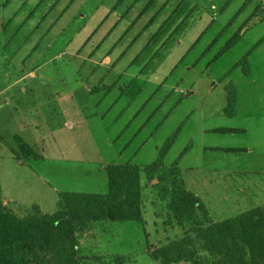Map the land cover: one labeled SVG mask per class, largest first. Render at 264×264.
<instances>
[{
	"label": "rangeland",
	"instance_id": "obj_1",
	"mask_svg": "<svg viewBox=\"0 0 264 264\" xmlns=\"http://www.w3.org/2000/svg\"><path fill=\"white\" fill-rule=\"evenodd\" d=\"M246 1L0 0L4 204L53 214L62 192L106 193L108 166L143 169L174 137L163 169L142 172L144 221L90 223L82 255L159 264L151 253L184 233L167 208L174 181L217 221L263 203L264 0Z\"/></svg>",
	"mask_w": 264,
	"mask_h": 264
},
{
	"label": "trees",
	"instance_id": "obj_2",
	"mask_svg": "<svg viewBox=\"0 0 264 264\" xmlns=\"http://www.w3.org/2000/svg\"><path fill=\"white\" fill-rule=\"evenodd\" d=\"M241 36L240 32L234 35L220 54L232 49ZM263 41L264 38L257 45ZM228 100L229 105L236 102L231 94ZM235 131L215 130L220 133ZM172 141L166 143L155 162L143 169L132 164L108 166L106 193L62 192L58 209L53 214L36 211L19 217L0 199V264H125L123 255L109 258L82 255L77 234L93 222L142 223V172L150 177L163 169V158ZM176 170L169 171L174 175ZM182 187L173 182L168 190L171 196L167 208L171 211V220L183 230V236L153 251L151 256L156 262L264 264V206L214 221L202 200Z\"/></svg>",
	"mask_w": 264,
	"mask_h": 264
},
{
	"label": "crops",
	"instance_id": "obj_3",
	"mask_svg": "<svg viewBox=\"0 0 264 264\" xmlns=\"http://www.w3.org/2000/svg\"><path fill=\"white\" fill-rule=\"evenodd\" d=\"M247 2V4H245L244 6H247L246 8L248 9V8H252L253 10H257L258 9V7H259V4H260V2H261V0H247L246 1ZM229 4V3H228ZM228 4H226V7L228 6ZM254 5V6H253ZM262 18H264V16L262 17ZM264 20V19H263ZM214 28V26H211V28L209 29V31H211L212 29ZM226 32H228V30H226V29H224L223 31H220L219 32V36L214 40L215 41V43H213V44H211L208 48H207V51H210L211 49L213 50L214 49V46L219 42L218 40H219V38H222L223 39V37L225 36L224 34L226 33ZM207 33V32H206ZM205 34V33H204ZM204 36V35H203ZM202 36V37H203ZM201 37V38H202ZM200 38V39H201ZM199 39V40H200ZM213 41V42H214ZM199 42V41H198ZM223 48V47H222ZM221 48V49H222ZM196 49V45H194L192 48H190V50H189V52L191 53V52H193L194 50ZM221 49L219 50V55H220V51H221ZM231 50V49H230ZM229 51V50H228ZM227 52V51H226ZM225 52V53H226ZM222 54H224V53H222ZM236 115H237V113H236ZM235 115V116H236ZM254 118H255V120H256V122H257V120L259 119V117L257 116H254ZM251 124V123H250ZM254 125H256L257 126V124H255V123H253L252 124V126H254ZM257 128H258V126H257ZM240 130H241V132H248L249 131V129L247 128V127H242V128H240ZM258 131V130H257ZM174 138H176V137H174ZM173 138V139H174ZM264 139V138H263ZM262 139V141L261 142H259V141H257V147H255L254 148V150H264V140ZM208 150H221V151H224V150H228L227 148L226 149H223V148H214V147H209V148H207ZM169 150V149H168ZM232 150H237V149H232ZM250 150H252V149H250ZM168 152V151H167ZM225 152H228V151H225ZM166 155H167V153H166ZM165 155V156H166ZM165 156H164V158H165ZM163 158V159H164ZM176 165H178V162H176ZM142 168V167H141ZM141 177H142V175H141ZM141 180H142V178H141ZM143 185V184H142ZM258 206H264V202L263 203H261V204H254V205H252V207L251 208H254V207H258ZM250 208V209H251ZM249 209H247V211H248ZM246 212V211H245ZM239 214H241V213H238V215ZM233 216H235V215H233ZM214 221H217V220H214Z\"/></svg>",
	"mask_w": 264,
	"mask_h": 264
}]
</instances>
